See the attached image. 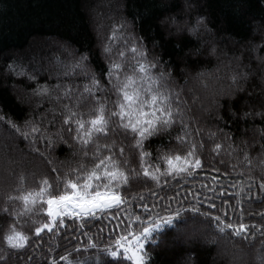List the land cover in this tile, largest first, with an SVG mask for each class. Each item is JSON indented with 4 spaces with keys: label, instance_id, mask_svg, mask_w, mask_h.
<instances>
[{
    "label": "trees",
    "instance_id": "1",
    "mask_svg": "<svg viewBox=\"0 0 264 264\" xmlns=\"http://www.w3.org/2000/svg\"><path fill=\"white\" fill-rule=\"evenodd\" d=\"M114 2L116 10L109 7L108 12L105 11L115 14L113 25L123 23L125 27L120 31L129 45L132 36L139 38L147 50L148 59L155 61L158 58L165 71L170 70L169 88L179 93L178 97H173L174 104L179 102L192 139L205 145L201 154L203 167L186 182H181L183 191L176 200H183V204L175 202L170 205V211H179V217L173 218V224H165L158 234L154 233L158 246L149 249L152 264H225V260L217 259V246L221 245V240L213 241V237L243 248L262 247L264 236L259 233L250 236L248 241L234 238L230 233L225 236L216 231L208 217L187 209L198 206L201 211L216 215L215 210L209 208V204L215 202L226 210L230 207L236 209V212L229 211L234 223L241 221L240 213H243L245 224L264 225V219L258 214L264 212V193L259 189L264 177V150L261 149L264 139L260 135L264 121L259 116L241 118L250 108L253 112L260 110L264 101V0ZM99 3L100 0H0V117L4 118L0 120V159L8 158L9 161L0 169L1 174L4 170L11 174V177H3V187L0 182V207L4 206L6 195H17L21 176L26 190L38 189L45 178L52 183L79 162L77 146L67 131L62 132V140L57 135L62 127L61 118L56 117L55 123H51L54 118L51 109L55 107L59 111V105L55 101L50 104L47 97L34 95V90L43 85L51 88L57 83L82 87L87 82L84 72L78 71L73 77L64 75L67 66L81 53L88 54L84 71L89 76L92 72L99 76L107 70L108 59L102 48L108 43V26L103 25L101 30L93 16V10ZM199 16L205 18L207 27H200L198 34L192 35L187 28ZM173 19L182 30L171 26ZM241 72L247 74V79L239 81V89L242 90H238L231 77ZM199 78L203 80L201 84ZM211 80L214 82L212 91L202 87L203 84L210 87ZM201 90L208 94L207 101L201 99ZM32 123L41 128L45 137H52L50 146L47 138L41 140L31 134L24 138L22 133L28 132ZM180 128L178 124L172 130L171 141L153 137L145 142V149L153 154V163L158 146L162 143L175 145V136ZM117 140L118 144L124 145L125 155L130 160L136 155L132 166H138V153L131 148L132 141L122 137H117ZM215 143L221 144L218 153L212 151ZM245 151L248 160L244 159ZM213 177H218V182ZM249 184L252 185L251 192ZM202 185L213 190L209 191ZM175 191L178 189L173 187L168 195ZM132 192L148 196L143 186L134 187ZM188 192L192 195L185 199ZM196 193L200 195L197 197ZM246 196L248 200L243 199ZM197 199L207 203L197 205ZM224 199L229 201L228 205H221ZM238 200L241 203L238 204ZM147 202L152 204L153 200L149 198ZM161 204L168 206L169 202L163 200ZM16 210L21 211V206L17 205ZM142 212L133 206L120 213V217ZM152 213H159L161 217L169 215L163 207L152 209ZM14 219H18L17 230L30 236L34 233V229L28 232L32 223L28 215ZM117 224L118 220L109 216L92 227L89 235L94 242L100 239L107 244L110 240L114 247L116 238L124 234V224H119L118 228ZM194 226L203 228L201 232L210 243L198 237L183 241L187 228ZM100 228H103L102 232ZM135 228L133 223V231ZM54 243L63 245L51 253L57 264H64L59 256L66 252L71 253L73 264H94L95 250L83 251V245L87 244L85 236L77 235V240L71 245L62 237ZM77 244L80 245L79 252L74 251ZM145 244L148 249V242ZM0 249L4 251L7 264H25L28 255L33 254L29 251L21 258L11 254L4 245H0ZM101 260L105 261V258L102 256ZM41 264H48V261L45 259Z\"/></svg>",
    "mask_w": 264,
    "mask_h": 264
},
{
    "label": "snow or ice",
    "instance_id": "2",
    "mask_svg": "<svg viewBox=\"0 0 264 264\" xmlns=\"http://www.w3.org/2000/svg\"><path fill=\"white\" fill-rule=\"evenodd\" d=\"M188 7L191 8V4ZM172 23H176L175 19ZM123 27V23L114 25L108 43L102 48L108 63L107 70L99 76L95 72L89 76L84 71L88 54L81 53L67 66L64 75L73 77L78 71L84 72L87 82L82 87L57 83L51 88L43 85L34 90V95L47 97L50 104L55 101L59 105V111L55 107L51 109L54 114L51 123H55L56 117L61 118L62 127L57 135L62 140V132L67 131L77 146L80 159L75 167H71L63 177L57 176L54 182L49 183L45 178L38 189L26 190L21 176L17 195H6L4 206L0 207V245L21 258L31 251L33 254L28 255L25 264H41L45 259L48 264H57L51 253L63 245H57L54 241L62 237L71 245L77 240V235L87 239L83 251L95 250L92 257L94 264H152L153 257L149 249L158 246L154 233L158 234L163 225H171L173 218L179 217V211H170V205L175 202L183 204V200H176L180 191H183L181 182H186L187 178L193 177L203 167L201 154L205 145L192 139L188 125L182 118L179 102L174 104L173 97H178L179 93L169 88L170 70L165 71L158 58L155 61L148 59L147 50L139 38L132 36L129 45L128 39L120 31ZM200 27H207L203 16H199L187 31L196 35ZM241 79H247V74L241 72L231 77L238 90H242L239 89ZM255 116L264 121V101L261 102L260 110L253 112L250 108L241 118ZM3 119L0 117V120ZM8 123L11 125V121ZM178 124L181 128L175 136V145L162 143L158 146L153 163V154L145 149V142L153 137L171 141V132ZM16 131L20 132V128L16 127ZM22 134L25 139L30 134L41 140L47 138L49 146L52 144V137H45L35 123L30 125L28 132ZM211 135L215 136V133ZM260 135L264 139V129ZM117 137L132 141L131 148L138 153V166H132L136 155L130 160L125 155L124 145L118 144ZM220 149L221 144L215 143L212 151L218 153ZM261 149L264 150V144ZM244 159L248 160L246 151ZM213 180L218 182V177H213ZM136 186H143L148 196L133 193L132 189ZM173 187L178 191L168 195ZM202 187L207 189V185ZM248 187L251 192L252 185ZM259 189L264 193V177L261 178ZM191 195L192 192H188L185 199ZM199 195L196 193L197 197ZM149 198L153 200L152 204L147 202ZM243 199L248 200L249 197ZM163 200L169 202L168 206L161 204ZM201 203L207 201L196 200L197 205ZM228 204L227 199L221 201V205ZM17 205L22 208L19 212L16 210ZM133 206L142 209V214L120 217V213ZM157 207H163L169 215H153L152 209ZM209 208L217 214L201 211L198 206L187 210L208 217L216 231L225 236L230 233L232 237L245 241L258 233L264 236V225L245 224L242 221L243 213H240L241 221L234 223L229 211L236 212V209L230 207L226 210L215 202L210 203ZM25 214L32 221L28 229L30 233L34 229L31 236L15 227L18 219L14 218ZM258 214L264 219V212ZM109 216L118 220L117 228L119 224H124V234L116 238L114 247L110 240L107 244L100 239L94 242V238L89 235L92 227ZM125 220L131 222L124 223ZM133 223L136 224L135 231ZM99 230L102 232L103 228ZM145 242H148V249ZM74 251H80L79 244ZM102 256L105 261L101 260ZM59 260L64 264H73L71 253L60 255ZM0 264H7L4 255H0ZM261 264H264V260Z\"/></svg>",
    "mask_w": 264,
    "mask_h": 264
},
{
    "label": "rangeland",
    "instance_id": "3",
    "mask_svg": "<svg viewBox=\"0 0 264 264\" xmlns=\"http://www.w3.org/2000/svg\"><path fill=\"white\" fill-rule=\"evenodd\" d=\"M115 0H100L99 5H97V7L94 8L93 10V16H94V21L95 23L98 25V27L102 30V26H108V29L106 31V39H108V36H110V32L113 29V20L115 19V14H113V12H109L110 14L106 13L108 12V9H114L116 10L117 7H115ZM110 7V8H109ZM106 11V12H105ZM104 12H105V17H104ZM171 26L175 27L176 29L180 28L178 23L173 24L171 21ZM57 68V66H56ZM208 77H202V79L207 80ZM201 79V81H203ZM200 78H199V83L201 84ZM211 84V86L209 87V84L204 85L203 84V88L206 87V89L210 88L209 90L212 91L211 88L214 87V82L211 80L209 81ZM205 90V89H204ZM199 93L201 94V99L203 101H207V95H205V93L201 90L199 91ZM9 161L8 158H1L0 159V168L5 165H8ZM11 174L9 173V171L4 170V173L1 174V169H0V182L2 183V187H3V177L4 178H8V176H10ZM11 177V176H10ZM3 179V180H2ZM1 183H0V188H1ZM164 226V225H163ZM163 226L161 228H163ZM188 232L184 233V239L183 241H187L189 239L192 240V238L194 237H198L200 239H202L203 241H205L206 243H210L207 236L203 235V228L199 227V226H194L187 228ZM180 233V232H178ZM213 241L215 240H221L220 242V246H217V250H218V255H217V259H222L225 260V264H250V262L252 261L253 264H261V261L264 260L262 258H264V245L261 247H256L253 248V246L250 247H240L239 245L233 244L232 242L226 241V240H222L218 237H213L212 239ZM122 251V250H121ZM4 255V251L2 249H0V255ZM5 256V255H4Z\"/></svg>",
    "mask_w": 264,
    "mask_h": 264
}]
</instances>
